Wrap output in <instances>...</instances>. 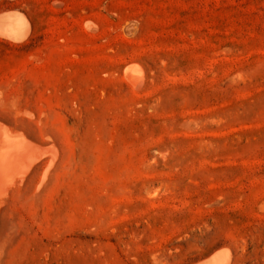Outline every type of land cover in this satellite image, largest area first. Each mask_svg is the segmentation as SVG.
<instances>
[{
    "label": "rangeland",
    "instance_id": "374dc122",
    "mask_svg": "<svg viewBox=\"0 0 264 264\" xmlns=\"http://www.w3.org/2000/svg\"><path fill=\"white\" fill-rule=\"evenodd\" d=\"M0 124V264H264V0H0Z\"/></svg>",
    "mask_w": 264,
    "mask_h": 264
},
{
    "label": "bare ground",
    "instance_id": "6f19581e",
    "mask_svg": "<svg viewBox=\"0 0 264 264\" xmlns=\"http://www.w3.org/2000/svg\"><path fill=\"white\" fill-rule=\"evenodd\" d=\"M127 77L133 86H138L140 84L137 71L134 73H128ZM3 126L0 124V218L3 211L2 206L4 205L8 196L11 194V192L8 190V187L10 186L9 179L17 172V161L21 159V157H28V160L23 163V165L30 163L26 165V171H28L33 166L32 164L39 161L38 159H34L36 148L30 140L21 134L15 136L12 135L10 132H8V130H5ZM224 257H227V255Z\"/></svg>",
    "mask_w": 264,
    "mask_h": 264
}]
</instances>
